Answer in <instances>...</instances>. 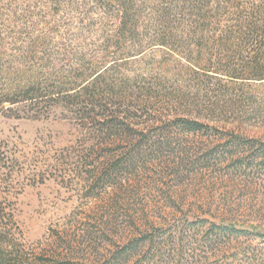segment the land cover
Listing matches in <instances>:
<instances>
[{"label": "rangeland", "instance_id": "1", "mask_svg": "<svg viewBox=\"0 0 264 264\" xmlns=\"http://www.w3.org/2000/svg\"><path fill=\"white\" fill-rule=\"evenodd\" d=\"M165 57V49L152 47L130 62L121 70L127 93L108 103L142 113L127 121L134 136L108 143L98 135L96 144L89 124L60 105L46 117L32 118L26 102L15 107L19 118L0 114V198L14 217L25 264H105L147 228L175 239L160 251L144 248L135 264L155 255L160 261L150 264H264V82L219 78L199 85ZM4 79L7 86L18 81ZM178 117L207 125L173 131L189 151L181 183L154 165L125 184L126 194L108 188L86 195L83 154L125 147L137 133ZM218 226L245 232L217 237Z\"/></svg>", "mask_w": 264, "mask_h": 264}, {"label": "trees", "instance_id": "2", "mask_svg": "<svg viewBox=\"0 0 264 264\" xmlns=\"http://www.w3.org/2000/svg\"><path fill=\"white\" fill-rule=\"evenodd\" d=\"M152 47L165 49V61L199 85L219 78L263 83L264 0H0V80H18L0 84V114L19 118L15 107L26 102L32 118L46 117L60 105L89 124L96 144L98 135L108 143L136 135L127 121L142 113L108 103L127 93L129 79L121 70ZM165 124L137 133L125 147L83 154L82 179L91 183L86 195L99 197L108 188L126 194L125 184L138 182L154 165L181 183L189 151L173 131L202 132L207 125L189 117ZM143 232L105 264H135L131 260L144 248L160 251L175 239ZM243 232L218 226L214 236ZM18 241L14 217L0 198V264H25Z\"/></svg>", "mask_w": 264, "mask_h": 264}]
</instances>
